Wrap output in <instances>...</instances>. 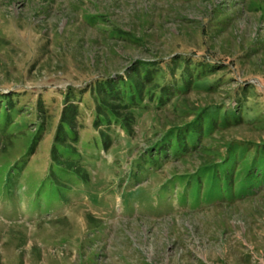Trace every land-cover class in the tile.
Returning a JSON list of instances; mask_svg holds the SVG:
<instances>
[{"label":"rangeland","instance_id":"rangeland-1","mask_svg":"<svg viewBox=\"0 0 264 264\" xmlns=\"http://www.w3.org/2000/svg\"><path fill=\"white\" fill-rule=\"evenodd\" d=\"M136 69L149 79L139 102L127 92L134 103L117 109L128 125L93 126L96 83L122 90ZM68 88L83 175L66 176L71 185L49 178ZM12 94L0 127V264H264V184L210 201L185 187L231 141L249 143L239 171L264 146V0H0V96ZM196 121L195 148L176 156L172 144L130 179L170 126Z\"/></svg>","mask_w":264,"mask_h":264},{"label":"trees","instance_id":"trees-1","mask_svg":"<svg viewBox=\"0 0 264 264\" xmlns=\"http://www.w3.org/2000/svg\"><path fill=\"white\" fill-rule=\"evenodd\" d=\"M191 60L189 59L186 64L188 65ZM147 64L145 66H149ZM136 71H132L131 74L128 75L127 81H123L121 78L119 79L120 84L122 85V90L117 88L112 80H105L96 83V87L93 92V108L91 111L92 116V125L96 128L99 125L109 126L112 122L118 123V120H123L124 125H128L127 121L122 118L118 113L119 106L131 107L134 103L133 100L129 99L130 103H126L125 99L127 98V92L130 93L132 98H135V102H139L142 94L141 91L144 90L146 83L148 82L149 77H141L139 78V74ZM184 73L186 74L189 70L184 69ZM150 73L149 69H146L145 74ZM146 82V83H145ZM127 83V85H125ZM169 87H164L161 89V94L163 95ZM66 93V101L64 105V109L62 110V116L57 127V134L54 148L50 151V172L51 177L55 180H60L68 185H71L68 181L67 177H70L71 180L78 178L81 179L83 176L81 174V168L78 163L77 156L80 157L79 151L76 150L73 146L75 139H72V136H76L77 132L75 131V127L79 125V117L80 111L79 106L75 102H71L72 94L70 91L71 88L67 89ZM184 90L186 88L184 87ZM184 93V92H183ZM126 95V97H124ZM12 96H18L15 94L12 95H4L2 98L5 99V103L3 108H0V127L6 125H10V117L9 114L15 110L13 107L12 101L10 98ZM19 96H23L19 95ZM39 101V100H38ZM36 101V104L41 108V102ZM131 104V105H130ZM223 109V107L221 108ZM216 111V108L212 109ZM17 114V112H16ZM29 118V117H28ZM200 122H192L190 125H187L185 129L176 128L177 125L170 126L169 131L160 138L159 143L153 144L156 145L154 149L149 151L147 154H142L137 161L134 162L135 167H131L130 169V179L134 182H137L139 173L144 172L145 168H143V164L145 162L148 163V166L156 165L161 162L160 157L161 153L170 148L172 144H174V148L176 149L172 152L173 155L181 156L184 153H187L188 147L187 144L191 145L193 142H197L199 137V129ZM199 125V126H198ZM13 127H15L13 125ZM199 127V129H198ZM198 130V131H197ZM181 132H185V134L179 135ZM209 132V131H208ZM98 141L100 143V147L106 148L108 146L109 137L106 136L102 131H97ZM176 135H172V134ZM186 133H189V140H185L184 136ZM198 136L192 142V138ZM188 139V138H187ZM190 142H192L190 144ZM192 144L191 148H195V144ZM237 144L236 141H231L226 145L225 154H223L222 159H220V163L216 164V162H208L207 164H203L200 166L201 169L197 170L195 174L189 175L187 182L184 184L185 187H189V190L192 186V192L195 190V194L197 197H200L201 188H205L204 197L207 201H210L211 198L216 199H230L233 198L236 194H244L249 189L260 186L264 184V146L256 148V152L251 156V159L248 160V163L241 167V171L235 170V161L236 158H242L246 148L249 143ZM153 145H151L153 147ZM165 146V147H164ZM34 145L29 147L28 155H31L34 151ZM158 155L160 157H158ZM22 156V155H20ZM163 157V156H162ZM80 160V159H79ZM24 164V160H15L10 165L11 169H20ZM6 169V166H5ZM234 174V175H233ZM8 175V184L7 188H11L13 185L11 173ZM42 192H39L38 195H41ZM160 195V194H159ZM49 196V194H48ZM183 197V196H182ZM181 197V198H182ZM44 200H46L47 196H42ZM51 200V198H50Z\"/></svg>","mask_w":264,"mask_h":264}]
</instances>
